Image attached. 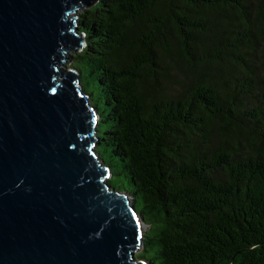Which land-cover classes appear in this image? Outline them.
<instances>
[{
	"label": "trees",
	"instance_id": "16d2710c",
	"mask_svg": "<svg viewBox=\"0 0 264 264\" xmlns=\"http://www.w3.org/2000/svg\"><path fill=\"white\" fill-rule=\"evenodd\" d=\"M77 17L69 67L101 88L96 152L148 227L136 257L264 264V0H98Z\"/></svg>",
	"mask_w": 264,
	"mask_h": 264
},
{
	"label": "water",
	"instance_id": "95a60500",
	"mask_svg": "<svg viewBox=\"0 0 264 264\" xmlns=\"http://www.w3.org/2000/svg\"><path fill=\"white\" fill-rule=\"evenodd\" d=\"M98 0H0V264H150L147 226L108 183L99 114L70 68ZM76 23V24H75Z\"/></svg>",
	"mask_w": 264,
	"mask_h": 264
},
{
	"label": "rangeland",
	"instance_id": "374dc122",
	"mask_svg": "<svg viewBox=\"0 0 264 264\" xmlns=\"http://www.w3.org/2000/svg\"><path fill=\"white\" fill-rule=\"evenodd\" d=\"M77 16V14H76ZM78 20V17H76ZM79 25V23H78ZM77 51L73 52L76 53ZM72 53V54H73ZM70 65V63L67 62V65ZM68 65V66H69ZM72 65L74 66L75 69H80L82 72V87L83 90L88 93V95L91 97L92 105L97 109L98 113L100 114L101 118L104 119L106 114H107V108L101 100V88L99 84L96 82L94 77L92 75H89L88 70L86 69L85 64L82 61L75 60ZM84 92V91H83ZM105 125H102L100 128L99 133H102V129H104ZM101 151V156L100 158L106 165H111L112 167V172H113V179L110 181L109 185L118 192H124V193H129L131 191V185L129 183V180L127 176L123 173H121V168L120 166L116 165L114 159L111 157L109 153H106L105 148L99 147ZM152 233L150 234V236ZM148 250L150 255H153L155 252L154 249L151 246H148ZM140 253V252H139ZM138 253V254H139ZM147 254V253H146ZM137 256V255H136ZM138 259V258H137ZM139 260H145V259H139Z\"/></svg>",
	"mask_w": 264,
	"mask_h": 264
}]
</instances>
